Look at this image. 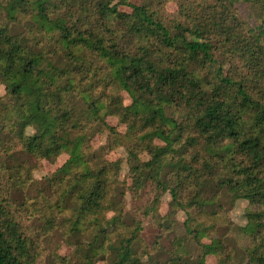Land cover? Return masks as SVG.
<instances>
[{
	"label": "trees",
	"instance_id": "obj_1",
	"mask_svg": "<svg viewBox=\"0 0 264 264\" xmlns=\"http://www.w3.org/2000/svg\"><path fill=\"white\" fill-rule=\"evenodd\" d=\"M0 88V264H264V0H0Z\"/></svg>",
	"mask_w": 264,
	"mask_h": 264
},
{
	"label": "rangeland",
	"instance_id": "obj_2",
	"mask_svg": "<svg viewBox=\"0 0 264 264\" xmlns=\"http://www.w3.org/2000/svg\"><path fill=\"white\" fill-rule=\"evenodd\" d=\"M165 8H166L167 12L174 13L176 11V4L174 2H170L166 5ZM236 8L238 10L239 15L243 19L248 21V23L250 25H252L253 24L252 21L248 20V17H247V10H246L245 4L238 3L236 5ZM121 10L126 11V12L130 11L129 8H121ZM2 92H3V89L0 88V93H2ZM107 123L111 126H117L118 125L117 119L113 118V117L107 118ZM117 129L119 131H123L122 127H117ZM104 141H105V136H96L92 141V145H93V147L97 148L98 146L103 144ZM124 156H125V154L121 151L119 153L114 152L108 157L111 161L115 160L117 157H121L123 159L122 160L121 177H124L127 173V170H128V166L124 160ZM66 160H67V156L61 155L55 161H52V162L46 161V160H42L40 162H36L34 160H28L27 162L32 168L34 167L33 170L35 169L34 173H33V177L36 179H41L45 175L52 173V172H55L59 167H61L65 163ZM126 198H127V209H128L129 204H130V198L128 195L126 196ZM245 206H246L245 203H238L233 208L227 207V212L225 214L227 216L228 221L232 222L236 225L242 226L244 224L242 214H243V209L245 208ZM165 212H166V202L164 201L163 206L161 208V214H164ZM183 219H184V215L179 214L178 215V221L181 223L183 221ZM225 223H226V217H225ZM155 235H156L155 230L148 227L143 232V239L148 244L153 240ZM227 240H228L227 241L228 247H227L226 251L231 252V256L233 255L234 259L242 261L243 248L246 244V240H244L243 238H240L239 236H237L235 234H229L227 237ZM165 246H167V244H165ZM226 251H225V253H226ZM59 253L62 256H68L70 254V250L67 247H62L59 249ZM207 262L209 264H216L217 259H215V257H213V256H209L207 258ZM99 264H101V263H99Z\"/></svg>",
	"mask_w": 264,
	"mask_h": 264
}]
</instances>
